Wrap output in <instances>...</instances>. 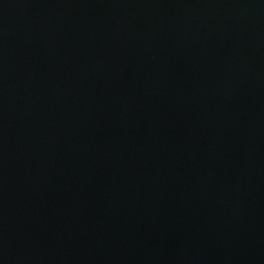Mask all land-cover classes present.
<instances>
[{
    "label": "water",
    "instance_id": "obj_1",
    "mask_svg": "<svg viewBox=\"0 0 264 264\" xmlns=\"http://www.w3.org/2000/svg\"><path fill=\"white\" fill-rule=\"evenodd\" d=\"M0 264H264V0H0Z\"/></svg>",
    "mask_w": 264,
    "mask_h": 264
}]
</instances>
